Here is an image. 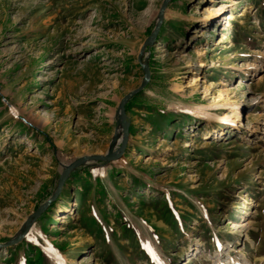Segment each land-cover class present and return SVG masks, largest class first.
Listing matches in <instances>:
<instances>
[{"label":"rangeland","instance_id":"374dc122","mask_svg":"<svg viewBox=\"0 0 264 264\" xmlns=\"http://www.w3.org/2000/svg\"><path fill=\"white\" fill-rule=\"evenodd\" d=\"M162 1L0 0V264H264V0H168L57 189Z\"/></svg>","mask_w":264,"mask_h":264},{"label":"water","instance_id":"95a60500","mask_svg":"<svg viewBox=\"0 0 264 264\" xmlns=\"http://www.w3.org/2000/svg\"><path fill=\"white\" fill-rule=\"evenodd\" d=\"M168 0H163L160 8H159V12H158V19L156 21L155 27L153 28V30L150 32V35L143 41L141 47H140V51H139V55H138V59H139V64L142 67L143 71H144V76H143V80L142 82L139 84L138 87H136L135 89L130 90L128 93H126L122 99L120 100V104H119V123L121 126V138H120V145L118 147V149L116 150L115 154H112L113 151V146L110 145L109 149L107 150V152L104 155H90V156H83V157H79L76 160H74L72 163H70L66 169L64 171H62V173L59 176L58 179V184H57V189L60 187L62 180L64 178V175L66 173V170L76 166L77 164H79L80 162H82L84 159L87 160H91V159H102V160H108V159H114L115 157L119 156L124 149L125 143L127 141V133H128V125L125 119V114H124V109H125V103L126 101L133 96L134 94H136L137 92H139L141 89L144 88V86L146 85V82L148 81L149 78V73H148V65L146 62H142L140 59V56L142 54V50L143 48L150 44L152 42V40L154 39V37L157 34V31L159 29L160 26V22L162 19V12L163 9L166 5ZM48 201H44L41 205H39L37 207V209L29 216L28 220H32V218H34L36 215H38V213L45 207V205L47 204ZM26 228V227H25ZM23 230L20 231V235L23 233ZM19 235V236H20ZM19 236L14 237L11 241H9L8 243L14 242L16 241Z\"/></svg>","mask_w":264,"mask_h":264},{"label":"bare ground","instance_id":"6f19581e","mask_svg":"<svg viewBox=\"0 0 264 264\" xmlns=\"http://www.w3.org/2000/svg\"><path fill=\"white\" fill-rule=\"evenodd\" d=\"M159 12V10H158ZM206 18L205 13H201L197 16L196 22H202ZM197 33L200 35L204 34L203 29H195ZM182 58L186 61V67H191L192 63H190L184 55H182ZM197 65H201V62H199ZM253 71L260 69V66L257 64H253L252 66ZM189 71V70H188ZM196 79V77H195ZM192 78L188 81V84H186L187 87L190 85H194V82H191ZM216 107H224L227 109L225 113H223L221 116H219L215 111H213ZM241 107L238 105L237 102H215L212 104H206V105H200L197 106V113L203 116V118L211 121H225L233 124V128H238L243 125V119L241 114ZM121 127V126H120ZM223 133V129L219 130V134ZM116 152V151H115ZM115 152L113 154H115ZM87 160V159H84ZM66 169V168H65ZM30 221L28 220L26 225L25 222L23 223V226L27 227L29 225ZM199 252V251H198Z\"/></svg>","mask_w":264,"mask_h":264}]
</instances>
